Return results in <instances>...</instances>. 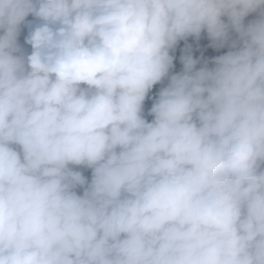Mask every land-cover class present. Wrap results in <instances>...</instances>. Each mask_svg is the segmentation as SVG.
I'll return each mask as SVG.
<instances>
[{
  "label": "clouds",
  "instance_id": "clouds-1",
  "mask_svg": "<svg viewBox=\"0 0 264 264\" xmlns=\"http://www.w3.org/2000/svg\"><path fill=\"white\" fill-rule=\"evenodd\" d=\"M0 264H264V0H0Z\"/></svg>",
  "mask_w": 264,
  "mask_h": 264
},
{
  "label": "trees",
  "instance_id": "trees-1",
  "mask_svg": "<svg viewBox=\"0 0 264 264\" xmlns=\"http://www.w3.org/2000/svg\"><path fill=\"white\" fill-rule=\"evenodd\" d=\"M29 18H31V17H29ZM188 43H196L197 44V42L195 41V39L194 38H191V37L189 38ZM208 44H209V41H208L207 36H206V33H205V34L202 35V38L199 41V47L203 51H205L207 54H210L211 56L220 55V54H223L224 52L227 51V48L221 49V50L217 51L215 49H212V48L207 47ZM183 47H184V42L181 41V43H180V45H179V47H178V49H177V51L175 53L176 60L174 61V63H175V69H174V71H180L181 68H182V64H181V62L179 60V56L182 54L181 50H182ZM159 87H160V85H157L153 89V92L157 91L159 89ZM85 174L88 175L89 178H90V170L86 171Z\"/></svg>",
  "mask_w": 264,
  "mask_h": 264
},
{
  "label": "built area",
  "instance_id": "built-area-1",
  "mask_svg": "<svg viewBox=\"0 0 264 264\" xmlns=\"http://www.w3.org/2000/svg\"><path fill=\"white\" fill-rule=\"evenodd\" d=\"M193 45V48H194V55L199 57L200 56V53L201 51H203L200 47H197V44L196 43H191ZM204 53V56L205 58H210L212 57L210 54H207L205 51H203Z\"/></svg>",
  "mask_w": 264,
  "mask_h": 264
}]
</instances>
